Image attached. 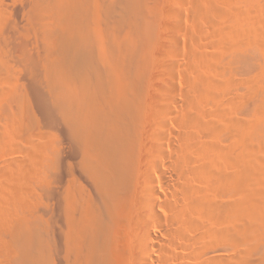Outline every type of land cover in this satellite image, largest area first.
<instances>
[{
    "label": "bare ground",
    "instance_id": "obj_1",
    "mask_svg": "<svg viewBox=\"0 0 264 264\" xmlns=\"http://www.w3.org/2000/svg\"><path fill=\"white\" fill-rule=\"evenodd\" d=\"M24 4L23 14L31 28L29 31L33 33L32 39L44 53L43 56L40 54L43 57L41 64L50 105L57 111L68 136L80 152L81 169L86 179L83 181L73 173L65 187L63 233L67 264H264V189L260 184L255 186L259 183L256 178L251 180L246 177L245 167L248 164L245 166L242 157L234 160L237 171L233 174L223 176L220 173L224 152L222 153L220 143L213 139L220 126L217 120L220 119H217L219 115L215 111L211 115L213 118H206L205 108L201 110L204 105L198 98L204 92L202 77L194 85L197 89L196 92L193 91L196 96L193 98V95L189 102L192 109L183 114L182 119L179 117L182 127L187 131L182 130L184 133L177 137L181 144L170 165L167 163L169 155L165 150L169 142L164 135L165 131H169L164 121L167 116H160L157 122L161 127L159 131H162L156 132L151 141L141 133L144 113L141 97L143 98L144 88H141L143 68L139 61H143L140 56L147 53L145 50L148 49L147 44H150L148 41L152 37L155 21L154 7L150 0H27ZM204 7L203 10L206 11L207 4ZM6 20L5 15L0 13V69L7 68V59L18 53L15 50L17 47L13 49L11 46L12 34L16 32V28L9 26L6 30ZM17 36L15 40L18 39ZM263 37L258 36V39ZM216 39L215 37V41ZM20 51L22 50H19V55L22 53ZM143 51L145 52L142 54ZM209 57L210 55L206 59ZM201 61L203 63L204 60L201 59L200 63ZM206 61L210 65L216 63L214 60L213 63L209 59ZM208 82L206 84H211ZM159 110L161 109L158 108V113ZM163 110H167L166 107ZM24 113H11L12 125L25 122L30 135L40 130L37 118L32 115L33 111L32 114ZM234 130L240 129H232L237 133ZM143 145L146 146L145 151ZM57 166V159L52 157H48L44 164L49 169ZM153 175L156 176L157 183ZM168 180H175L174 187ZM248 182L255 184L254 187L253 184H250L252 187L247 185ZM157 186L160 190H157ZM224 186L231 187L234 191L233 201L229 199L231 202H226L220 197L225 194ZM170 193L174 204L167 196ZM167 212L171 215L169 219L165 217ZM32 221L25 220L19 225L17 222L11 237L21 246V262L48 264L45 253L47 243L42 235L45 230L43 233L39 229L32 230L28 226ZM206 225L210 227L206 228ZM127 231H130L128 248L124 247ZM235 234L246 236L250 241V248L243 251L240 250L242 248H237L240 252L236 251L230 256L208 258L201 253L204 238L230 242ZM14 241L12 242L15 243ZM248 243L245 245H249Z\"/></svg>",
    "mask_w": 264,
    "mask_h": 264
},
{
    "label": "rangeland",
    "instance_id": "obj_2",
    "mask_svg": "<svg viewBox=\"0 0 264 264\" xmlns=\"http://www.w3.org/2000/svg\"><path fill=\"white\" fill-rule=\"evenodd\" d=\"M25 2L27 0L0 1V5L2 3L0 13L4 14L7 19L5 29H9V26L17 29L12 34L13 42L11 41V46L13 49L17 47L15 50L18 51L15 56L7 59L8 62L6 63L8 66L4 68L6 70L0 69V90L2 88L0 92V134L2 133L0 135V264H25L20 260V244L11 237V232L16 228L17 222L19 225L25 220H33V223L29 222L31 225L27 224L32 230L37 231L39 229L42 233L45 230L42 235L47 243L45 253L46 259L48 258V264H67L68 258L65 251L63 233L65 228L63 214L65 208V187L68 185L73 173H76L75 175L82 180L84 179L83 181H86V179L81 169L80 152L68 136L66 127L57 111L50 105L49 93L43 76V64H41L43 63L42 54L44 53L35 45L34 39H32L33 33L29 31L31 28L25 21L23 14ZM150 2L154 7L155 15L153 32L151 31L152 37L149 38L151 42L148 41L150 44H147V46L149 45L148 49L145 50L147 53L143 51L142 54L145 52V55L140 56L143 61H139L142 62L140 65L143 68L140 82L144 91L142 90L143 98L141 97V99H143L142 103H145H143L144 113L142 114L143 127H141V133L147 137V140L151 141L150 139H154L156 132L160 133L162 131V129L159 131L161 127L157 121H159V118L167 116L164 121L169 131H165L166 134L164 133V135L166 139L168 137L169 143H167L169 145L166 144V147H164L169 155L167 163L170 165L175 160L176 149L181 144L180 139L177 137L187 131V129L182 127L179 117L182 119L183 114L189 113V110L192 109L189 102L193 95V98L196 96L194 92L197 89L194 85H197L199 77H202L203 84H201L204 92L202 99L198 98V101L204 105V107L200 105L202 106L201 110L203 111L205 108L204 115L206 118L216 113V115H219L217 119H220L217 120L218 126L220 125L218 127L219 130L217 128L216 137L213 136V139L220 143L219 146L220 148L222 147V153L224 152L221 158L223 163H220V173L223 176L230 175V173L233 174L237 171L234 160L237 157H242L244 158L245 166L248 164L245 167L246 169L244 168L246 177L251 178V180L256 178L257 182H259L257 185L250 184H253V187L260 184L259 186L264 189V181H262L264 178V0H209V3H206L208 0H150ZM210 2H213V4L210 5ZM206 4L209 13L207 10H203ZM198 9L200 11L203 10V12H199ZM198 18L201 19L198 20ZM16 36L17 40H15ZM258 36L259 38L263 37L261 39L262 43ZM215 37L217 38L216 41ZM19 50H22L20 51V53L22 52L21 55H19ZM213 50L214 52H212ZM207 55H210L207 58L210 62L214 60L213 62L216 63L210 65L211 63L209 64V61H206ZM243 55L244 57H242ZM201 59L204 60L203 63L202 61L200 63ZM136 62L138 63V60ZM137 63L135 64L138 65ZM197 63L200 64V68ZM202 74L203 76H200ZM207 82L211 84H206ZM167 99L171 100V102H168L169 100ZM29 103H32L31 106ZM7 105H9L10 110L7 109ZM27 105H29L28 108ZM165 107L167 110H163ZM207 107L212 111H209ZM158 108L161 109L159 110L160 114L157 111ZM155 110L158 116H156ZM259 110L261 111L259 112ZM163 111L166 113H162ZM20 112L35 115L41 131L36 130L37 133L35 131L30 135L26 130L25 122L17 126L12 125L13 122L10 119L13 116L12 114H19ZM209 112L210 115H208ZM260 113L261 116H259ZM239 124L242 125V128H239L241 127ZM236 128L240 130H234L237 132L234 133L232 129ZM8 146L9 148L7 149ZM145 147L143 145L144 151ZM48 157L57 159L58 166L50 169L44 167ZM42 167L46 169L43 170ZM48 171L50 172L48 173ZM256 173L259 175L262 173V176ZM153 178L155 183H157L155 175H153ZM168 182L174 187L175 180H168ZM250 184L249 182L247 183V185L252 187ZM225 187H223L225 194L220 197L226 202L230 201L229 199L233 201L235 197L234 191L231 187L227 186L228 189ZM157 190H160L158 186ZM167 196L171 203L174 204L173 195L170 193ZM221 198L219 199L221 200ZM165 217L166 219L171 218L170 213L167 212ZM206 226V228L210 227L209 225ZM127 235L128 240L126 239L124 242V247L127 246L126 248L130 245V231H127ZM236 238L238 239L235 240ZM204 239L201 253L208 258L220 255L230 256L251 246L246 236L241 237L238 234H235V237L233 235V240L231 238L230 242L222 240L212 241L207 237ZM246 242H249V245L246 246ZM13 245H15V248L12 247ZM242 246H245V248ZM237 248L242 249L238 251ZM17 249H19V253H17ZM177 250L181 251L182 249Z\"/></svg>",
    "mask_w": 264,
    "mask_h": 264
}]
</instances>
